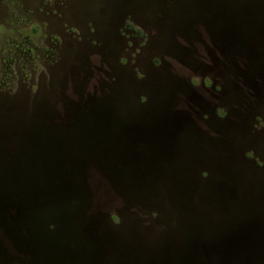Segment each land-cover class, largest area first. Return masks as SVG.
<instances>
[{
  "label": "rangeland",
  "instance_id": "obj_1",
  "mask_svg": "<svg viewBox=\"0 0 264 264\" xmlns=\"http://www.w3.org/2000/svg\"><path fill=\"white\" fill-rule=\"evenodd\" d=\"M0 264H264V0H0Z\"/></svg>",
  "mask_w": 264,
  "mask_h": 264
},
{
  "label": "clouds",
  "instance_id": "obj_2",
  "mask_svg": "<svg viewBox=\"0 0 264 264\" xmlns=\"http://www.w3.org/2000/svg\"><path fill=\"white\" fill-rule=\"evenodd\" d=\"M49 228L52 229V225H49Z\"/></svg>",
  "mask_w": 264,
  "mask_h": 264
}]
</instances>
